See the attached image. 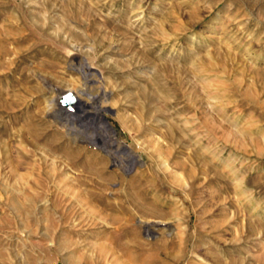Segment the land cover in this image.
<instances>
[{
	"label": "rangeland",
	"instance_id": "obj_1",
	"mask_svg": "<svg viewBox=\"0 0 264 264\" xmlns=\"http://www.w3.org/2000/svg\"><path fill=\"white\" fill-rule=\"evenodd\" d=\"M0 264H264V0H0Z\"/></svg>",
	"mask_w": 264,
	"mask_h": 264
},
{
	"label": "bare ground",
	"instance_id": "obj_2",
	"mask_svg": "<svg viewBox=\"0 0 264 264\" xmlns=\"http://www.w3.org/2000/svg\"><path fill=\"white\" fill-rule=\"evenodd\" d=\"M89 67V66H88ZM70 91V90H69ZM68 92V91H67ZM72 92V91H71ZM78 96V99H79V101L77 102V99H76V102H77V105H76V111H75V115L76 116H78V117H86L87 115H89V113H88V111H87V109H86V106L87 105H89V101L91 100V99H94V98H91L89 101H88V99H84L83 97H81V96H79V95H77ZM61 98L60 97H58V98H54V99H50V100H48V105L52 108V107H55V106H60V103H61V100H60ZM102 110H104L102 107L101 108H98L97 110H96V112L94 113V119H96V118H98L100 121H102V123L104 124V126L106 127V128H109V129H111V127H110V125L108 124V122L106 121V119H105V117H104V115L102 114ZM59 111H61V112H63V113H65V112H67V111H65L64 109H59ZM92 140V139H91ZM113 142H117V140H116V138L115 137H113ZM131 156H132V163L129 165V164H127V166H128V168H130L134 163H136L137 162V158H136V156L135 155H133L132 153H131ZM130 255V254H129ZM146 263V262H145Z\"/></svg>",
	"mask_w": 264,
	"mask_h": 264
},
{
	"label": "water",
	"instance_id": "obj_3",
	"mask_svg": "<svg viewBox=\"0 0 264 264\" xmlns=\"http://www.w3.org/2000/svg\"><path fill=\"white\" fill-rule=\"evenodd\" d=\"M61 102H62V104L71 107L72 103L76 102V97H75L73 92L68 91V92L64 93V95L62 96Z\"/></svg>",
	"mask_w": 264,
	"mask_h": 264
}]
</instances>
